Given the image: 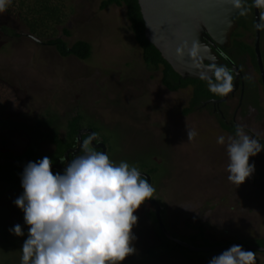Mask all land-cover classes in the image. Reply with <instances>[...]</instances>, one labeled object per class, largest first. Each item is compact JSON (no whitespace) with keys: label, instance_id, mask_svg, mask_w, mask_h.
<instances>
[{"label":"rangeland","instance_id":"rangeland-1","mask_svg":"<svg viewBox=\"0 0 264 264\" xmlns=\"http://www.w3.org/2000/svg\"><path fill=\"white\" fill-rule=\"evenodd\" d=\"M41 1L12 0L0 14V160L53 154L49 130L66 133L79 117L84 130L96 129L113 162L150 176L170 236L197 249L264 248V193L253 183L264 164L251 157L253 175L240 186L228 180L230 138L205 113L185 116L191 90L171 92L162 71L148 69L126 8L101 11L104 0H51L63 23L34 35L29 25ZM59 38L69 47L90 44L92 57L64 58L45 45ZM188 131L196 135L188 139ZM1 189L0 264H21L28 226L14 201L23 188ZM154 213L146 202L135 213L136 252L122 264H209L223 252L197 253L165 239ZM16 224L24 236L10 232ZM253 252L256 264H264V253Z\"/></svg>","mask_w":264,"mask_h":264},{"label":"clouds","instance_id":"clouds-1","mask_svg":"<svg viewBox=\"0 0 264 264\" xmlns=\"http://www.w3.org/2000/svg\"><path fill=\"white\" fill-rule=\"evenodd\" d=\"M12 0H0V14ZM239 8L241 0H234ZM264 10V0H254ZM246 9L241 10L245 14ZM258 28L264 29V12ZM209 81L211 92L226 96L233 89V77L225 67L215 71ZM196 135L188 131V139ZM218 143L225 144L223 136ZM228 180L242 185L255 172L250 158L264 151V143L237 127L227 143ZM23 193L15 205L24 213L27 238L21 247V264H122L136 252L133 228L135 214L148 200L154 188L135 166L116 164L107 154L90 151L72 159L63 174L52 170L47 157L28 162L21 176ZM25 235L20 224L10 229ZM209 264H256L255 252L232 245Z\"/></svg>","mask_w":264,"mask_h":264},{"label":"water","instance_id":"water-1","mask_svg":"<svg viewBox=\"0 0 264 264\" xmlns=\"http://www.w3.org/2000/svg\"><path fill=\"white\" fill-rule=\"evenodd\" d=\"M141 15L145 23L146 40L162 55L174 72L182 79L208 80L210 69L204 63H216L218 57L213 50L216 45L228 46L238 26V8L234 0H138ZM258 25L259 14L256 9ZM229 96V94H228ZM227 96V97H228ZM91 138L90 145L107 154V147L97 142V134L93 129L82 130L77 137L75 149L68 150L64 155L65 166H52L53 172L63 174L72 158L79 155L85 147L84 137ZM15 165L24 170L25 164L10 160H0V167ZM150 184L151 178L141 173ZM156 208V219L166 238L173 239L166 233L162 220V208L153 199L148 200ZM186 249L197 253L220 252L227 247L197 249L186 243L174 240ZM241 245V244H240ZM245 250L264 253V248L241 245Z\"/></svg>","mask_w":264,"mask_h":264},{"label":"flooded vegetation","instance_id":"flooded-vegetation-1","mask_svg":"<svg viewBox=\"0 0 264 264\" xmlns=\"http://www.w3.org/2000/svg\"><path fill=\"white\" fill-rule=\"evenodd\" d=\"M242 9H246V12L242 15L240 11L237 18L238 26L232 35L230 44L225 47L216 45L213 50L218 57L217 62L204 63L210 69L209 79L183 80L190 82L183 90H191V98L184 114L195 116L205 113L215 119L219 128L229 138L235 136L236 128L239 126L248 135L264 143V29L257 27L256 9L258 8L255 7L254 0H241ZM258 12H260L259 24H261V15L264 10L258 9ZM219 67L227 68L233 77V89L228 93L229 96L228 94L226 96L215 94L209 89V81L216 82L215 71ZM198 87H202L200 89L204 93L199 100L197 99L200 90ZM97 142L102 141L97 139ZM252 158L264 164V151ZM57 164L65 166L66 163L63 159ZM57 172L59 171L54 173ZM256 175L257 179L253 183H256L257 188L264 193V169L257 170ZM148 204L154 208L156 215V208L151 203L148 202ZM163 235L165 239L176 243L174 241L177 240L176 238L169 239L165 234Z\"/></svg>","mask_w":264,"mask_h":264},{"label":"trees","instance_id":"trees-1","mask_svg":"<svg viewBox=\"0 0 264 264\" xmlns=\"http://www.w3.org/2000/svg\"><path fill=\"white\" fill-rule=\"evenodd\" d=\"M51 0L41 1L39 5V10H37L36 21L30 22V29L34 35H38V31L41 28L47 29L51 31L52 24H62L63 17L60 9L57 6L50 5ZM111 6H116L118 8H126L127 16L131 22L132 31L135 34L136 42L140 46L143 52L144 62L147 65L148 69L153 72L162 71L163 85L171 90L172 92H178L180 90L186 89L188 81H183L172 69V67L164 60L162 55L157 51L147 40L145 37V23L143 20V16L140 12V7L138 4V0H104L101 3L100 10L104 11ZM65 36H69L70 33L68 31H64ZM47 46H54L57 50L58 54L62 57H75L80 61L87 62L92 57V47L90 44L85 42H77L71 47H69L65 41L62 39H53L49 40L45 43ZM199 89L202 87H198ZM204 96V93L199 90L197 99ZM197 100V101H198ZM55 131L49 130L48 140L51 144L55 146V152L50 155H40L38 152H35L34 157H31L28 152L23 156L26 160L21 159L20 162L23 164H27L28 162H36L43 157L47 156L52 161V166L57 164L59 160L64 159L65 153L70 149H75L77 146V137L80 131L84 130V127L81 126V119L79 117H74L68 122V129L66 133H62L61 129L57 126H54ZM51 129V128H49ZM97 134L96 129H93ZM98 137V134H97ZM85 144L90 151L101 152L100 150H96L90 145V137L85 136L84 138ZM104 143V142H102ZM105 144V143H104ZM84 149L82 152L77 155H83ZM28 155V156H27ZM75 156L74 158H76ZM72 158V159H74ZM71 159V160H72ZM23 170L20 167L15 165H8L5 167H0V194L1 187L5 191H13L17 188H22L21 186V176ZM148 203V201H146ZM155 214V213H154ZM154 215L155 222L157 223V219ZM162 234V233H161ZM163 235V234H162ZM164 237V235H163ZM154 250V249H153Z\"/></svg>","mask_w":264,"mask_h":264}]
</instances>
